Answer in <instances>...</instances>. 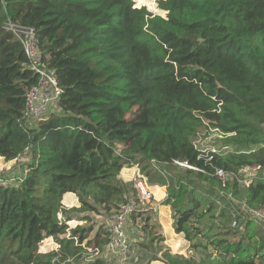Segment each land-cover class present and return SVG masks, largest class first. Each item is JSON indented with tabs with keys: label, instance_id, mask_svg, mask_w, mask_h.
<instances>
[{
	"label": "trees",
	"instance_id": "obj_1",
	"mask_svg": "<svg viewBox=\"0 0 264 264\" xmlns=\"http://www.w3.org/2000/svg\"><path fill=\"white\" fill-rule=\"evenodd\" d=\"M158 8L167 16L133 0H0V157L29 156L15 165L21 182L0 187V264H83L89 249L103 252L109 229L94 216L106 219L135 196L120 178L135 166L150 186L167 187L162 205L190 243L189 257L172 254L160 245L157 215L134 213L126 231L142 233L136 245L152 251L148 262L264 264V223L234 202L264 208L262 174L245 189L239 182L241 169H264V0H158ZM8 23L35 29L62 90L33 124L24 120L27 94L40 75ZM204 133L216 135L207 148L229 149L202 153ZM67 193L80 207L63 206ZM72 220L83 224L70 229ZM49 238L58 250L41 253Z\"/></svg>",
	"mask_w": 264,
	"mask_h": 264
},
{
	"label": "built area",
	"instance_id": "obj_2",
	"mask_svg": "<svg viewBox=\"0 0 264 264\" xmlns=\"http://www.w3.org/2000/svg\"><path fill=\"white\" fill-rule=\"evenodd\" d=\"M7 29L12 31L20 39L25 49L26 55L31 62L30 68L40 75L39 85L31 89L27 94L24 120L25 124H33L36 120L44 119L48 115L49 111L54 109L57 102L59 101L60 95L62 94V90L58 85L54 73L48 70L47 66L42 63L39 39L35 29L13 23H8ZM228 149L229 148H223L218 150L214 146H211L210 148H204L202 153H206V155H208V153H220L221 151H227ZM25 156L28 157L27 155ZM25 156L20 157L19 160H14L15 165L18 161L20 163L25 162ZM174 164L195 170V168L190 166L187 162L176 161ZM136 168L138 169V172L132 179V185L136 191L135 196L122 204L118 213L111 215L106 219L110 234L109 242L104 251L101 253L99 251L94 252L92 249H89V251L95 253V255H89L87 257L88 261L94 259L95 257H101L109 262H114V264H129L131 256V243L126 229L131 215L141 212H153L155 215H157L158 205L154 200L152 187L148 183V178L140 172L138 167ZM8 172L9 171L5 170L0 172V187H9L12 185H17L21 182L23 173H21L20 176L15 177L11 174H8ZM216 174L222 184L225 185L228 180V175L221 169H218ZM260 174H262L264 177V169L262 172H260V168L258 166L245 167L239 171V182L242 184V186L249 187L253 183L254 179L260 176ZM229 197L233 198L232 195H229ZM234 202L239 208H241L240 205H243L244 209L241 208V210L247 213L252 219L257 222L264 223L263 207H260L257 210H252L247 207L244 201L240 202L234 199ZM68 225H70L69 222ZM143 225L144 224L140 225L139 227H142ZM52 264L58 263L53 262ZM133 264H138V260H136Z\"/></svg>",
	"mask_w": 264,
	"mask_h": 264
},
{
	"label": "crops",
	"instance_id": "obj_3",
	"mask_svg": "<svg viewBox=\"0 0 264 264\" xmlns=\"http://www.w3.org/2000/svg\"><path fill=\"white\" fill-rule=\"evenodd\" d=\"M138 169L136 167H131V168H124L121 171L120 178L124 182H129L132 183V179L135 177L137 174ZM152 187V192L154 195V200L158 205V217L157 220L160 224L161 227V235L164 238V242H162L160 245L166 247V249H169L172 254H178V255H183L186 257V252L190 250V243L185 239V235L183 233L177 234L175 232V229L173 227V218H172V210L170 206H164L162 205V202L166 199L167 197V187H160V186H151ZM62 204L65 208L71 209L74 207H80V203L78 200V197L73 194V193H67L63 197ZM102 216H94L95 223L97 225L102 224L100 219ZM107 219V218H106ZM104 219L103 223H107V220ZM75 222H80L76 220H72L69 225V227L72 229L75 226H78L77 223L74 225L73 223ZM132 228L128 227V236L133 235L135 231H131ZM130 243H131V250L135 251V249L139 250V246L136 245V238H130ZM172 241H177L180 244L179 251L175 252L173 250V245ZM59 245L52 239H46L41 245H40V252L41 253H48L54 250H58ZM145 253V251H144ZM161 257V255H159ZM157 264H164L163 262L157 261Z\"/></svg>",
	"mask_w": 264,
	"mask_h": 264
},
{
	"label": "rangeland",
	"instance_id": "obj_4",
	"mask_svg": "<svg viewBox=\"0 0 264 264\" xmlns=\"http://www.w3.org/2000/svg\"><path fill=\"white\" fill-rule=\"evenodd\" d=\"M133 1H135V6L137 7V8H141V7H146L150 12H152L153 14H157V15H161V16H163V17H166L167 16V12H161L162 10H160L159 8H158V0H143L144 1V3L143 4H141V5H139L138 4V2H137V0H133ZM205 133L204 134H202V136L197 140V144L200 146V147H202L203 149L205 148V147H208L209 145H211V139L212 138H214L216 135L215 134H212L209 138H205ZM0 159L2 160L1 161V164H0V172L2 171V170H5V171H9L8 172V174H11V175H13V176H15V177H18V176H20L21 175V173H22V171H21V169H19V167H15V161H10V162H6L4 159H2L1 157H0ZM26 161H29V156L28 157H26L25 156V158H24ZM25 161V162H26ZM24 163V162H23ZM242 188L243 189H245V188H247V187H245V186H242ZM240 202H242V201H240ZM240 207L242 208V209H244V207H243V205H240ZM240 208V209H241ZM214 213H216V212H214ZM158 213H157V216H155L156 218L158 217ZM172 218H173V220H174V214L172 213ZM209 216V215H208ZM208 216L206 217V219L208 218ZM104 217H102L101 219H100V221L103 223V221H104ZM76 223H77V225H82L83 224V222H75V223H73L74 225H76ZM77 227V226H76ZM76 227H74V228H76ZM173 227H174V221H173ZM74 228H72V229H74ZM131 231H135L134 233H133V235L134 236H136V242H141L142 243V241H141V239H143V235H142V233L141 232H139V230H137V229H133L132 228V230ZM239 237V236H238ZM237 237V238H238ZM236 238V237H235ZM173 242V241H172ZM171 242V243H172ZM145 243H147V242H145ZM137 244V243H136ZM175 247L173 246V250L175 251V252H177V251H179V250H175L174 249ZM144 251H145V249L143 248V247H141L140 246V248H139V250L138 249H135V251H131V256H130V260H129V264H133L136 260H138L139 261V258H140V260H142L143 262L144 261H146V263L147 264H157L156 262L157 261H150V262H148V258L151 256V253H152V251H151V253H148L147 251L144 253ZM172 253V252H171ZM153 254V253H152ZM191 255V253H190V250H188V252H186V257H189ZM105 261H107V260H105ZM88 260H87V258H85V256H84V258H82L81 259V263H83V264H88ZM107 263H109V264H114V262H109V261H107ZM106 264V263H105Z\"/></svg>",
	"mask_w": 264,
	"mask_h": 264
},
{
	"label": "bare ground",
	"instance_id": "obj_5",
	"mask_svg": "<svg viewBox=\"0 0 264 264\" xmlns=\"http://www.w3.org/2000/svg\"><path fill=\"white\" fill-rule=\"evenodd\" d=\"M1 161H2V160L0 159V164H1Z\"/></svg>",
	"mask_w": 264,
	"mask_h": 264
}]
</instances>
